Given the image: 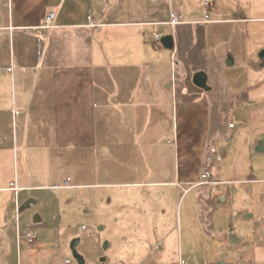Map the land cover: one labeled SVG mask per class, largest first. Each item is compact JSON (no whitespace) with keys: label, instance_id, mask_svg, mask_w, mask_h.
Masks as SVG:
<instances>
[{"label":"crops","instance_id":"crops-1","mask_svg":"<svg viewBox=\"0 0 264 264\" xmlns=\"http://www.w3.org/2000/svg\"><path fill=\"white\" fill-rule=\"evenodd\" d=\"M192 1L0 0V264H12L24 233L32 231L37 244L45 242L43 230L22 231L24 211L42 197L35 192L88 187L119 190L108 197V222L120 226L121 239H130L133 263L264 264V217L259 221L235 209L231 197L253 192L259 166L246 157L225 160L227 149L217 142H230L233 127L227 139H215L228 126L215 130L223 118L218 104H232L262 85L235 84L227 72L241 64L255 69L256 60L261 64L262 47L252 51L249 43L260 31L251 25L264 23V2L247 0L245 16L244 0H213L205 22L204 0ZM171 12L183 21L171 26ZM49 13L54 25L46 27ZM165 36L172 37V47L162 43ZM199 70L207 72L211 90L194 85ZM202 99L206 123L195 113ZM196 131L210 136L214 157L204 164L208 167L196 158L200 148L187 143L191 136L199 140ZM234 149L244 156L249 151V157L254 152L243 144ZM205 169L210 178L201 183ZM67 178L71 185L64 187ZM226 183L229 189L220 186ZM195 188L200 209L195 214L194 206L187 209L185 230L193 246L190 235L197 233L205 254L195 257L192 251L178 262L171 256L174 213L166 199ZM99 196L102 201L103 193ZM61 198H46L32 223H50L55 230L70 224L64 223L68 218L86 228L76 196ZM123 200L120 215L116 209ZM107 243L103 248L110 253L116 241ZM105 262L111 264L109 258Z\"/></svg>","mask_w":264,"mask_h":264},{"label":"rangeland","instance_id":"rangeland-1","mask_svg":"<svg viewBox=\"0 0 264 264\" xmlns=\"http://www.w3.org/2000/svg\"><path fill=\"white\" fill-rule=\"evenodd\" d=\"M223 1L226 2L231 0ZM252 1L254 3L257 2L256 0ZM258 1L261 4L264 2V0ZM192 2L195 5L198 4V0H194ZM242 5L245 8V10L243 11L244 15H249L246 6L247 0H244L242 2ZM250 14L260 15L259 13L257 14L253 12ZM251 26L253 30L256 31L258 29V31H260L257 35H252L250 37V49L252 51H255V48L257 49V46H260L262 47L260 49H263L264 23H259L258 25L254 24ZM120 42L122 43L123 41ZM243 47L244 46L242 45L241 48L243 49ZM245 50L246 48L244 49V51ZM255 63V69H248L244 64H241L238 67L230 69L227 72V75L230 74V76H228L231 78L230 80L232 82H241L242 86H248L252 83L258 82H260L262 85H260L254 92H246L242 95L237 109L232 114V119L228 114V110L231 109L232 104L219 103L218 115L223 116V118L220 119V122L215 127V130H220L221 125L225 127V124L223 123H229L230 121H233V136L232 139H230V142H217V145L222 144V146L227 149L228 154L225 160L228 162L232 160L233 162L236 161V159L238 158L246 157L248 162H252V164L256 163L255 165L257 167L259 166V168H257L255 171L257 181L250 185L253 192L251 194H246L241 190L238 194H235L231 197L234 198V202L236 204L235 209L238 208L242 212H245L246 210L247 213L253 214L255 219L260 221V218L264 217V66L260 64V61H258L257 63L256 60ZM237 87L238 86H235V88ZM206 111V100L202 99L195 103V113L200 117L201 123H206L208 121L206 120ZM203 134L204 133L199 135V132L196 131L195 136L198 137L199 140H197L196 138L195 141L197 140V142L195 143L194 138H192L191 136L187 143L197 145L195 147L196 149L200 148L198 150L200 153L198 157L196 156V158L203 159L202 164L204 165L209 164L210 160L214 156L209 145L210 136L208 134ZM237 144H243V146L246 148L248 146L253 148L254 152L252 153V157H249V151L246 153V156H244L245 154L243 155L244 152H242V150H235L234 148ZM183 152L184 151L180 148V156L177 157L181 167H183ZM253 157L255 158L253 159ZM164 159L166 160V157ZM204 166L206 167L207 165ZM168 177V179H174L175 172L174 175H170ZM191 177L192 179H195L196 175ZM223 177V179L227 178V176L225 175ZM37 179H40V177L37 176ZM220 186L224 187L223 189H229V187H231V185L227 183ZM198 189L199 188L191 189L188 193H186L182 198L179 199H176L174 195H169L168 199H166V201H168V203L170 204L172 212L174 213L171 226L172 228H174L173 235L175 237V240L173 242L174 247L173 249H171V256H178L176 257L177 260L179 259V255H183V257L186 259L190 254H193L191 253L192 251L194 253L196 252L194 254L195 257L204 256L203 254H205L204 247L202 246V244L198 245V243H201V241H199L200 239L199 237H197V233L194 231V233H191L190 235L193 238L195 237V244H197L196 246H193L188 243L187 236L189 234L187 235L185 230L187 209L191 211V207L194 206L192 210L194 214L200 209V205L197 201ZM118 192L119 190H112L107 187L99 189L95 187H88L85 189L73 188L35 192L36 194L40 193L39 195H42V197H40V201L38 203L31 205L24 211L21 221L22 229H25L22 231H26L27 227H31L30 229L34 230L36 234H39L40 231L43 230L46 233L45 235H43L45 242L37 244L36 240H34L32 243H28L25 237L26 233H24L22 236V240L25 242L23 243L22 248L20 247L19 250L16 249L12 264H78L70 250V242L76 237H79L81 239L80 245L78 246V251L84 256L85 261H87V264H105V258L107 260L109 258L111 264H138L129 261L131 259V256L134 255L130 251L131 249H134L133 246H131L129 243L130 239H128L127 242L121 239L122 233L124 232L121 230L120 226H110L108 222V200L109 198L114 197L113 195L117 194ZM102 193L104 197L101 201L99 199L101 198L99 195H101ZM53 194L60 195L62 197L61 199L70 196V194L71 196H76V199L78 200L76 205L79 206L78 214L81 215L80 219L83 220V223L85 224L86 228L81 229L79 225L74 224V222L71 223L68 218L65 219L64 223L70 224H63L60 226V228L55 230L50 228V223H48L47 225L42 224L39 226H35L32 223V214L35 211H41L43 203L45 204L46 202L44 200L46 198H49ZM126 201L127 203H130V199H127ZM126 201L123 200L120 203V207L116 209L118 214L123 215L121 204L126 203ZM64 204L65 201L62 202V205L65 207ZM52 206L55 207V205ZM53 207L51 208L52 210ZM230 207L231 205H229V208ZM84 209H89V212L86 214H82L85 213L82 212ZM25 217L26 220L24 221ZM136 217H138L137 220L141 219V217H139L138 215H136ZM99 227H101L102 230H100ZM111 238L115 239L116 246L115 248L110 250L111 252L109 253L108 249L105 250L103 247L105 242H109ZM52 240H57V245L53 244V246H45V244L47 245L51 243ZM131 241L134 242L132 236ZM55 250H58L56 252L58 254L57 257H55Z\"/></svg>","mask_w":264,"mask_h":264},{"label":"water","instance_id":"water-1","mask_svg":"<svg viewBox=\"0 0 264 264\" xmlns=\"http://www.w3.org/2000/svg\"><path fill=\"white\" fill-rule=\"evenodd\" d=\"M161 41L165 47L170 48L173 46V39L171 36H165L162 38ZM258 57L261 60V65L264 66V48L259 52ZM230 62L232 63L231 59H230ZM192 81H193L194 85L200 89H203L206 91L211 90V86L209 85V82H208L209 81L208 74L204 70H199V71L195 72L193 75ZM80 242H81V239L79 237L74 238L70 243V249L72 251L73 257L76 259L78 264H85L84 256L81 253H79V251H78V246H79ZM107 244L108 243L105 242L104 248L107 247ZM220 264H225V263L222 262Z\"/></svg>","mask_w":264,"mask_h":264},{"label":"built area","instance_id":"built-area-1","mask_svg":"<svg viewBox=\"0 0 264 264\" xmlns=\"http://www.w3.org/2000/svg\"><path fill=\"white\" fill-rule=\"evenodd\" d=\"M204 7H205L204 21L208 22L210 20V15H209L210 13L209 12L213 7V0H204ZM182 21H183V19H182L181 15L176 14L175 12H171L170 21H169V24L171 26H175V25L181 23ZM44 25L46 27H51L54 25V14L53 13H49L47 15V17L45 18ZM161 37H162V34H160V33H157L154 36L156 41H159L161 39ZM209 178H210V173L207 171V169L203 170L202 175H201V179H202L201 183L208 182ZM70 185H71L70 184V178H67L65 181L64 187H69ZM12 186L14 187L15 190H17V188L14 186V184H12ZM54 188H60V186H54ZM25 237H26L27 242L32 243L35 240L36 236H35L34 232L30 231V232L26 233ZM171 264H179V263H171Z\"/></svg>","mask_w":264,"mask_h":264},{"label":"trees","instance_id":"trees-1","mask_svg":"<svg viewBox=\"0 0 264 264\" xmlns=\"http://www.w3.org/2000/svg\"><path fill=\"white\" fill-rule=\"evenodd\" d=\"M239 101H240V94L237 96V98L235 99V101L232 103V107H231L230 114H229V116H230L231 119H232V114H233V112H234V111L236 110V108L238 107ZM232 127H233V121H230V122L228 123V126H227V132H226L225 134H223V135H219V136H217L215 139H216V140H217V139H220V138H222V139H227V138L230 136V134H231ZM215 139H214V141L212 142L211 147H212L213 152L216 153L217 151H216V149H215V145H214Z\"/></svg>","mask_w":264,"mask_h":264}]
</instances>
